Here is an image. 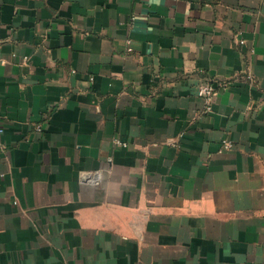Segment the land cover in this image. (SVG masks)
<instances>
[{
    "label": "crops",
    "instance_id": "0c3cea01",
    "mask_svg": "<svg viewBox=\"0 0 264 264\" xmlns=\"http://www.w3.org/2000/svg\"><path fill=\"white\" fill-rule=\"evenodd\" d=\"M0 126V264H264V0H0Z\"/></svg>",
    "mask_w": 264,
    "mask_h": 264
},
{
    "label": "built area",
    "instance_id": "2783aa9c",
    "mask_svg": "<svg viewBox=\"0 0 264 264\" xmlns=\"http://www.w3.org/2000/svg\"><path fill=\"white\" fill-rule=\"evenodd\" d=\"M198 94L201 95L202 97L205 98L207 104L209 105V107L211 106V102L216 94V91H215V87L210 84V83H203L200 85V87L198 88ZM4 133V128L2 126H0V136ZM118 143L119 144H122V145H125L126 143L121 141V140H118ZM233 145V143L229 140H227L225 142V147L228 148V147H231ZM2 147L1 143H0V148Z\"/></svg>",
    "mask_w": 264,
    "mask_h": 264
}]
</instances>
